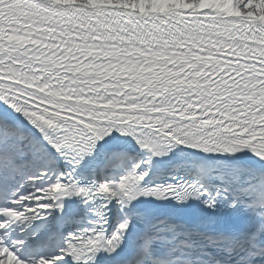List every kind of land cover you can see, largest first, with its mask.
I'll return each instance as SVG.
<instances>
[{
	"label": "snow or ice",
	"instance_id": "1",
	"mask_svg": "<svg viewBox=\"0 0 264 264\" xmlns=\"http://www.w3.org/2000/svg\"><path fill=\"white\" fill-rule=\"evenodd\" d=\"M0 264H264V0H0Z\"/></svg>",
	"mask_w": 264,
	"mask_h": 264
}]
</instances>
